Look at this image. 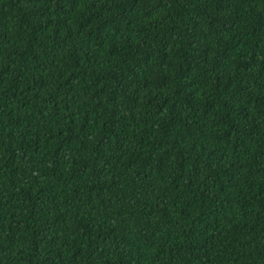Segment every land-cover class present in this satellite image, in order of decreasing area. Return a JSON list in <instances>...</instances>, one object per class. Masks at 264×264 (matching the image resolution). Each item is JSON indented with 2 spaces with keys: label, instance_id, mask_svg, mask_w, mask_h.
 <instances>
[{
  "label": "trees",
  "instance_id": "1",
  "mask_svg": "<svg viewBox=\"0 0 264 264\" xmlns=\"http://www.w3.org/2000/svg\"><path fill=\"white\" fill-rule=\"evenodd\" d=\"M0 264H264V0H0Z\"/></svg>",
  "mask_w": 264,
  "mask_h": 264
}]
</instances>
